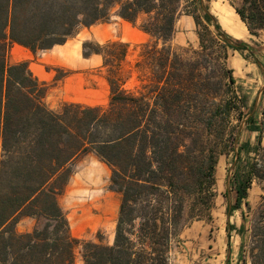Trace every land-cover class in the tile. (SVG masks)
Here are the masks:
<instances>
[{
    "label": "trees",
    "instance_id": "16d2710c",
    "mask_svg": "<svg viewBox=\"0 0 264 264\" xmlns=\"http://www.w3.org/2000/svg\"><path fill=\"white\" fill-rule=\"evenodd\" d=\"M115 6L117 16L132 25L143 17L138 28L149 40L133 65L140 84L135 91L124 87L126 43L85 42L84 55L101 57L108 103L63 102L49 109L46 88L26 63H7L8 44L33 53L50 49L81 27L107 20ZM234 12L251 36L264 28V0H241ZM181 13L201 30L200 50L189 57L170 45ZM243 49L250 53L220 29L201 0H0V264H76L77 246L82 264H171L182 230L193 220L211 218L217 157L231 143L224 122L232 106L221 95L234 78L225 61L228 50ZM254 63L263 71L255 58ZM246 121L258 132L256 146L245 162L238 153L230 162L234 196L226 213L242 205L249 210L247 190L253 180L259 183L248 260L264 264L262 132L251 115ZM214 130L221 149L209 140ZM87 154L109 167V187L119 195L110 243L74 238L58 204L75 162ZM241 217L242 238V210ZM22 218L34 221L29 231L16 230Z\"/></svg>",
    "mask_w": 264,
    "mask_h": 264
},
{
    "label": "rangeland",
    "instance_id": "374dc122",
    "mask_svg": "<svg viewBox=\"0 0 264 264\" xmlns=\"http://www.w3.org/2000/svg\"><path fill=\"white\" fill-rule=\"evenodd\" d=\"M201 2L216 18L220 29L227 36L245 43L250 53L244 49L241 53L227 51L225 65L231 70L234 83L227 82L229 90L221 95V99L229 100L232 106L230 116L224 122V129L229 133L225 136H231V143L223 149L226 150L225 154L217 157L211 218L193 220L182 230L181 243L172 252L171 264H250L248 228L260 203L262 191L259 183L253 180L246 198L250 209L247 210L244 205L241 207L245 218L241 238L237 231L242 223L241 210L226 213V206L232 204L234 196L228 183V168L235 153H238L242 162L254 155L258 132L248 129L246 120L250 115L262 132L261 146L264 148V28L256 36L248 33L234 12L241 0ZM116 12L115 6L107 20L81 27L64 43L47 50L33 53L20 45L8 44L7 63H26L32 75L45 86L43 102L49 109L57 110L63 102L105 106L109 88L105 70L101 67V57L96 54L84 55L83 44L89 42L94 46L110 41L126 43L128 47L123 73L127 80L124 87L135 91L140 82L133 65L140 53V45L149 40L148 35L138 28L142 16L132 25L120 19ZM197 30L200 28L194 25L192 18L181 13L174 24L170 40L173 50L184 57L193 56L192 51L200 50ZM211 47L213 51L217 50L215 46ZM254 58L260 62L263 71L254 63ZM218 131H212L209 140L218 146L214 148L221 149L223 143L220 142ZM243 143L248 144L247 149L240 148ZM109 180V167L93 154L83 155L75 162L73 173L58 196V204L74 238L92 242L99 238L102 243L112 241L119 195L110 189ZM85 185H90V189H85ZM226 190L228 193L225 197ZM33 225L31 218H22L15 228L18 232H25ZM75 262L82 264L79 246L75 248Z\"/></svg>",
    "mask_w": 264,
    "mask_h": 264
},
{
    "label": "bare ground",
    "instance_id": "6f19581e",
    "mask_svg": "<svg viewBox=\"0 0 264 264\" xmlns=\"http://www.w3.org/2000/svg\"><path fill=\"white\" fill-rule=\"evenodd\" d=\"M84 187H85V189H90L91 186L90 185H85Z\"/></svg>",
    "mask_w": 264,
    "mask_h": 264
}]
</instances>
